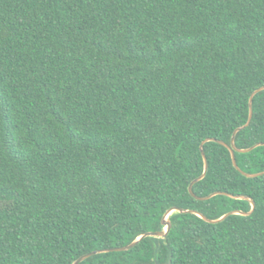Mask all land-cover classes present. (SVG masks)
<instances>
[{"label": "trees", "instance_id": "obj_1", "mask_svg": "<svg viewBox=\"0 0 264 264\" xmlns=\"http://www.w3.org/2000/svg\"><path fill=\"white\" fill-rule=\"evenodd\" d=\"M264 0H0V264H264V174L233 162ZM264 171V90L236 134ZM219 192L208 199L206 197ZM255 202L248 215L249 199Z\"/></svg>", "mask_w": 264, "mask_h": 264}, {"label": "water", "instance_id": "obj_2", "mask_svg": "<svg viewBox=\"0 0 264 264\" xmlns=\"http://www.w3.org/2000/svg\"><path fill=\"white\" fill-rule=\"evenodd\" d=\"M264 90V86H261L259 88H257L251 95L250 97V114H249V118L247 120V122L238 127L234 134H233V137H232V140H231V143L228 144L224 141H220V140H217L215 138H209L205 141H203L202 145H201V150H202V154H203V157H204V162H205V170L203 172V174L196 178L189 186V190L190 192L195 195L194 193V190H193V184L196 183L198 180L202 179L206 173H207V170H208V166H209V162H208V158L206 156V153L204 151V143L209 141V140H216V141H219L221 142L222 144L226 145L231 153H232V158H233V162H234V165L239 169L241 170L245 175L247 176H258V175H261V174H264V171H261V172H257V173H248V172H245L243 171L238 163H237V159H236V155H235V152L236 151H250L252 149H254L257 145H260L261 143H257L249 148H238L237 145H236V134L238 131L244 129L245 127H247L250 123H251V120H252V117H253V97L255 96V94H257L258 92ZM217 193L219 192H214L206 197H198L200 199H208L214 195H216ZM230 196L232 197H236V198H245V199H249L252 203V208L250 211L248 212H244V211H241V210H236V211H230L228 213H226L225 215H223L222 217L218 218V219H209L207 218L206 216H204L203 214L197 212L201 217H203L204 219L210 221V222H218V221H221L223 220L224 218H226L228 215L230 214H233V213H237V214H242V215H248L250 214L254 208H255V202L252 198H250L249 196H246V195H233V194H229ZM196 196V195H195ZM174 211H178V212H186V211H193V210H186V209H182V208H177V207H174V208H171L169 209L163 216V219H162V223L165 225V228L163 230H160V231H148V232H145L143 234H141L139 237H137L132 243L126 245V246H121V247H111V248H105V249H98V250H93L91 252H88V253H85L83 255H81L78 259H76L74 261L73 264H79L80 262H82L83 260L87 259L88 257L94 255V254H97V253H101V252H107V251H122V250H127V249H130L132 248L133 246H135L140 240H142L144 237H147V236H154V237H166L170 231V228H171V222H170V215L172 214V212Z\"/></svg>", "mask_w": 264, "mask_h": 264}, {"label": "bare ground", "instance_id": "obj_3", "mask_svg": "<svg viewBox=\"0 0 264 264\" xmlns=\"http://www.w3.org/2000/svg\"><path fill=\"white\" fill-rule=\"evenodd\" d=\"M173 213V212H172Z\"/></svg>", "mask_w": 264, "mask_h": 264}]
</instances>
